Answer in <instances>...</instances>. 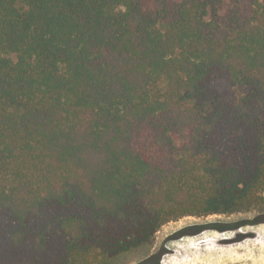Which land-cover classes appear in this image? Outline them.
<instances>
[{"label":"trees","instance_id":"trees-1","mask_svg":"<svg viewBox=\"0 0 264 264\" xmlns=\"http://www.w3.org/2000/svg\"><path fill=\"white\" fill-rule=\"evenodd\" d=\"M258 209L264 0H0V264Z\"/></svg>","mask_w":264,"mask_h":264},{"label":"rangeland","instance_id":"rangeland-1","mask_svg":"<svg viewBox=\"0 0 264 264\" xmlns=\"http://www.w3.org/2000/svg\"><path fill=\"white\" fill-rule=\"evenodd\" d=\"M262 221L264 209L183 217L161 226L147 245L115 264H264ZM194 225L206 229L193 235Z\"/></svg>","mask_w":264,"mask_h":264}]
</instances>
